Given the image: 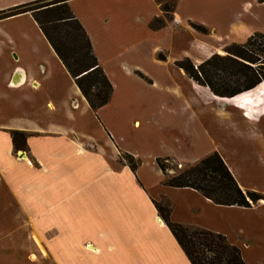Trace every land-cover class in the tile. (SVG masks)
I'll return each instance as SVG.
<instances>
[{"label": "crops", "instance_id": "crops-1", "mask_svg": "<svg viewBox=\"0 0 264 264\" xmlns=\"http://www.w3.org/2000/svg\"><path fill=\"white\" fill-rule=\"evenodd\" d=\"M32 1L0 0V12ZM125 1L67 2L112 86L95 111L30 13L0 20V252L10 258L23 249L26 222L49 264H190L157 211L163 202L170 222L222 235L245 264H264V201L216 205L191 188L166 186L172 171L163 174L156 162L195 164L215 152L242 191L264 195V114L216 97L175 65L184 58L198 65L243 42L247 30L264 33V2L177 0L179 28L152 30L160 6L151 0L140 23ZM194 8L215 17H193ZM22 17L33 34L21 33L22 41L39 44L42 55L24 59L9 46L5 25ZM187 21L213 34L182 30ZM141 37L151 40L146 67L130 48ZM12 132L25 134L24 150L13 148Z\"/></svg>", "mask_w": 264, "mask_h": 264}, {"label": "trees", "instance_id": "trees-1", "mask_svg": "<svg viewBox=\"0 0 264 264\" xmlns=\"http://www.w3.org/2000/svg\"><path fill=\"white\" fill-rule=\"evenodd\" d=\"M39 1L41 0H35L0 12V20L22 13H30L89 107L93 111L99 109L109 101L112 86L92 53L84 29L70 11L67 5L69 0H56L49 7L30 8L31 4ZM158 1L161 11L168 18V14L173 11L174 5L169 4L166 0ZM257 1L259 3L264 2V0ZM39 14L56 15L55 18L48 21L49 24L53 25V28L66 26L72 22L74 31H76V34H72L73 40L79 48L77 55L73 56L72 62L65 57L45 24L39 19ZM162 26L163 22L157 18L149 23V28L152 30ZM191 27L198 32L206 33L202 27L194 24H191ZM257 39H261L262 42L256 49L259 56L255 60L247 53H252L248 48L255 45ZM232 50L237 51V54L232 53ZM224 53V56L214 54L197 66H194L188 58L177 61L175 65L182 69L187 77L197 85L207 87L216 97L233 98L242 92L255 88L261 82L264 83L261 73L245 63L253 64L256 61L259 66L263 63L264 33H253L244 44H230L225 48ZM231 68L234 71H231ZM223 75L229 78H224ZM231 79H234L237 84L233 89H229ZM241 80L243 82H240ZM11 141L15 150H24L25 134L12 132ZM122 159L134 171L136 164L133 158L123 155ZM156 162L162 173L166 174L168 169L165 165L166 160L157 159ZM164 183L166 186L176 188H191L216 205L249 207L250 204L257 203L259 200L264 201V195L261 193L242 191L215 152L178 173L167 176ZM156 208L190 264H245L238 248L230 245L224 236L197 228L190 231L186 226L170 222L168 210L162 212L158 205Z\"/></svg>", "mask_w": 264, "mask_h": 264}, {"label": "rangeland", "instance_id": "rangeland-1", "mask_svg": "<svg viewBox=\"0 0 264 264\" xmlns=\"http://www.w3.org/2000/svg\"><path fill=\"white\" fill-rule=\"evenodd\" d=\"M54 1L56 0H41L37 3L31 4L30 8H41L44 6L49 7ZM154 1L157 4V6L158 5L160 6V2L158 0H154ZM166 1L169 2V4L175 5L177 0H166ZM132 4L139 10V12H137V10L135 9L136 10L135 15L138 14L140 23L146 18L145 16L149 14L153 8L151 0H128L124 2L125 6L132 5ZM75 7L76 9H79L81 11L83 10V4L79 1L75 4ZM193 7L194 6L190 7V9H192ZM185 9H186V6H185ZM38 16H39V19L47 27V30L49 31L51 36L57 42V45H59L60 48L62 49L65 57L70 62H72L73 56L77 55V52L79 51V48L74 43L73 36H72V34L73 35L76 34V31H74V26L72 25V22H69V25H66V26H58L57 28H53V25L49 24L48 21L55 18L56 15L39 14ZM192 16L193 17L208 16L210 19H212L215 17V14L212 12V10H209L208 8L204 9V11L202 10L197 11L194 8L192 11ZM157 19L161 20V22H163V25L167 26L169 29L176 30L179 28L178 27L179 25L175 23L174 20H172V12L168 14V18H166L163 13ZM30 24H31V21L29 18L22 17L21 19H17L13 21L12 23H8L5 25L6 33L8 35V38L10 39L9 46H12L18 49V53L21 56L23 55L24 59H30L32 57H36V55H42L44 53V50L39 46V44L36 45L35 42H30L29 40L22 41L21 39V33L23 34L25 33L29 38L33 37L32 31L30 29ZM191 24L204 28L206 30V33H201V32L194 30L191 27ZM182 30L184 31L193 30L197 33L206 34V35L213 34V30H210L201 24H196L191 21H187L184 24V28H182ZM250 32L251 30L245 31L244 35L246 39H244L243 42L241 43H235V44H244L246 40L248 39L246 36H248ZM150 41L151 40H147L146 38L141 37L139 42L136 41L137 44L134 43L133 45L130 46L131 49L132 48L136 49L134 54L139 58V62L144 67L148 66V63H149L147 59L145 58V56L148 54V47H150L149 46ZM260 42H262V40L257 39L256 44L253 45L251 48L250 47L248 48L252 53L249 52L247 54H250L255 60L258 59V56H259V53L256 49L258 48V46H260ZM230 44H231L230 42L226 43L218 52L214 54L219 55V56H224L225 48L229 46ZM231 52L234 54H237V51L235 50H232ZM164 53L165 55H167L166 52ZM171 57L173 58L174 55L173 56L171 55ZM157 58L164 59L163 53L159 52L157 54ZM36 62L38 63L40 61H36ZM245 63L251 66V68H253L258 73H261V77L264 79V58H263V63L260 64V66L256 61L253 64H250L248 62H245ZM193 65L197 66L195 64ZM231 71H234V69L231 68ZM223 77L229 78L226 75H223ZM240 82H243V80H241ZM235 86H237L236 81L234 79H231L229 89H233ZM220 98H223V97H220ZM230 99L236 102L243 101L244 103H248V110L251 112L252 115L257 116V115L264 114V83L261 82L255 88L249 91H246V92H242L238 94L237 96L230 98ZM165 165L167 166L169 171H172V175H174L178 173L180 170H183L184 168L192 164L181 166L179 163H176L174 161H167ZM179 165L181 167H179ZM259 201H262V200H259ZM157 205L160 207L162 212L167 210V205L164 204L163 202ZM25 226H27L26 222H23V238L21 239V244H22L21 246L23 247V249L14 251L15 249L13 248L14 250L10 253V258L8 257L9 254L7 252H0V264H49V260H48V257H46V254L36 251L35 248L33 247V244L35 243L34 236L29 235L28 230L24 228ZM188 229L192 231L195 228L188 227Z\"/></svg>", "mask_w": 264, "mask_h": 264}, {"label": "bare ground", "instance_id": "bare-ground-1", "mask_svg": "<svg viewBox=\"0 0 264 264\" xmlns=\"http://www.w3.org/2000/svg\"><path fill=\"white\" fill-rule=\"evenodd\" d=\"M34 242H35V243H37V240H36V238H35V237H34Z\"/></svg>", "mask_w": 264, "mask_h": 264}, {"label": "built area", "instance_id": "built-area-1", "mask_svg": "<svg viewBox=\"0 0 264 264\" xmlns=\"http://www.w3.org/2000/svg\"><path fill=\"white\" fill-rule=\"evenodd\" d=\"M179 167H181V166L179 165Z\"/></svg>", "mask_w": 264, "mask_h": 264}]
</instances>
